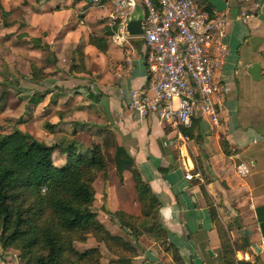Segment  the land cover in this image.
I'll return each instance as SVG.
<instances>
[{
	"label": "crops",
	"instance_id": "1",
	"mask_svg": "<svg viewBox=\"0 0 264 264\" xmlns=\"http://www.w3.org/2000/svg\"><path fill=\"white\" fill-rule=\"evenodd\" d=\"M16 1L21 6L23 0ZM2 4L9 14L11 11ZM200 4L212 15L224 14L227 19L222 39L227 54L215 72L216 80L228 89L219 124L194 119L185 128L193 130L191 137L181 132L182 127L164 124L154 116L145 120L136 116L131 109V92L148 87L146 47L138 38H132L124 47L115 46L108 11L102 8L98 11L86 0L85 4H79L88 7L79 12L84 19L72 24L85 38L73 42L67 38V47L73 54L70 69L75 77L57 82L65 91L51 92L49 97L57 98V110L64 114L62 119L57 115L52 119L47 145L60 144L75 132L74 137L79 138L89 130L93 135L89 138L94 140L97 136L101 141L106 134L110 135L115 147H123L130 154L134 168L158 197L161 222L185 264H225L224 241L234 250L232 264H264V0H200ZM23 11L24 27L18 29V23L11 22L2 28V39L6 40L7 34L12 36L6 40V47L15 41L16 32L27 33L37 25L31 23V12ZM99 17L106 20L100 28L96 21ZM50 24L58 29L70 25L68 19ZM91 37L103 38L107 50L90 44ZM56 47L47 43V51L56 52L60 59ZM126 58L131 60V70ZM82 64L83 71L78 68ZM255 65L261 66L259 79L250 72ZM92 86L98 90L96 94ZM75 148L79 153L89 149L80 140ZM58 154L56 165L63 166L66 154L58 150L54 158ZM241 166L248 169L246 175L241 174ZM125 172L132 174V169ZM187 174L193 180H187ZM101 177L104 179V173L97 181ZM125 178L128 180L126 175ZM106 195L111 213L132 214L123 186L117 187L114 180L112 183L109 180ZM134 204L139 207L138 201ZM211 207L216 211L217 221L212 218ZM103 225L113 235L123 233L113 218ZM221 227L227 232L225 240ZM97 245L93 240V246ZM138 246L137 264H173L171 255L148 237H141ZM110 259L113 256L110 255L108 264ZM0 264H19L18 253L3 252L0 247Z\"/></svg>",
	"mask_w": 264,
	"mask_h": 264
},
{
	"label": "trees",
	"instance_id": "2",
	"mask_svg": "<svg viewBox=\"0 0 264 264\" xmlns=\"http://www.w3.org/2000/svg\"><path fill=\"white\" fill-rule=\"evenodd\" d=\"M1 13L8 15L0 0ZM90 44L101 51L107 50L103 38L91 37ZM35 102L40 103L41 99ZM181 132L192 137L193 130L182 127ZM75 143L49 146L19 130L0 132V246L3 251H17L19 264H101L103 255L99 246L83 252L75 248L76 242L85 243L92 237L113 255L109 264H137L138 240L146 236L172 256L173 264H185L161 222L158 197L134 168L133 158L120 146L115 147V167L121 180L123 173L132 169L141 216L124 211L111 213L126 237L113 235L98 220L94 210V183L107 167L104 147L95 143L86 152L79 153ZM58 150L66 154L63 167L55 162L54 154ZM203 193L207 197L205 189ZM210 210L213 220L217 221L215 209ZM220 233L225 240L227 232L222 227ZM222 256L225 264L234 262L235 253L227 241L223 242Z\"/></svg>",
	"mask_w": 264,
	"mask_h": 264
},
{
	"label": "built area",
	"instance_id": "3",
	"mask_svg": "<svg viewBox=\"0 0 264 264\" xmlns=\"http://www.w3.org/2000/svg\"><path fill=\"white\" fill-rule=\"evenodd\" d=\"M88 1L108 11L115 46L124 47L138 38L146 47L149 84L131 92V109L136 116L142 120L154 116L164 124L183 128L197 118L219 124L228 91L215 77L227 54L222 42L227 23L224 14L212 15L200 0ZM139 8L143 35L133 37L127 25ZM126 63L131 70L130 58ZM91 89L96 94L94 86ZM239 170L243 175L248 173L244 166ZM186 179L191 181L193 176L187 174Z\"/></svg>",
	"mask_w": 264,
	"mask_h": 264
},
{
	"label": "rangeland",
	"instance_id": "4",
	"mask_svg": "<svg viewBox=\"0 0 264 264\" xmlns=\"http://www.w3.org/2000/svg\"><path fill=\"white\" fill-rule=\"evenodd\" d=\"M1 1L4 2L11 12H9L7 16H4L2 13L0 14V132L8 134L19 130L25 135L47 144V132L53 129L51 125L52 119L56 115L62 119L64 114V111L57 110L58 101L55 102L57 98L54 97V95L51 99H49V97L51 92L57 93L59 91H65L63 87L57 85V82L64 81L68 77L72 78L74 76L70 69L71 57L73 54H71L72 51L69 50V46L67 47V38H71L69 39L71 42L81 41L82 38H85V35L81 37L78 33L79 28H77V26L72 27V24H74L77 19H79V22L84 19L79 16V12H85L88 7L86 5L82 7L79 4H81V2L85 4L86 0H23L19 3L21 6L15 3L16 0ZM50 6H53V8ZM25 9L29 11L28 13L31 12L30 14H32L31 23H37V25L31 28L27 33H23L22 31L16 32L15 41L10 47H6V40L8 41L12 36L7 34L5 36L6 40L2 39V28L11 22L18 23V29L24 27L26 22L21 12L23 13ZM95 9L101 11L98 7ZM40 10L43 11L40 12ZM140 14L141 9L139 8L133 19H138ZM77 16L79 17L77 18ZM66 19H68L70 25L62 29H58L57 27L54 28L50 24L51 21L55 23ZM96 21L99 28L106 22L104 17H99ZM78 26L81 25L78 24ZM99 31L100 29L96 32ZM79 36L80 39H78ZM48 42L57 46L56 51L59 56L61 55L60 59H57L55 55L56 52L52 53L51 50L47 51ZM83 65L84 64L78 67L79 70L83 71ZM84 70L86 71V69ZM33 71L34 74L36 73L35 75ZM87 90L89 91L88 88ZM38 99H41L40 103L35 102V100ZM47 126L52 127L48 128ZM96 132L95 134H98V131ZM74 136H77V132L66 138L63 142L69 143L70 141L77 142L80 140L84 146L90 148L93 144L101 141L97 136L94 140L89 138V136H93L90 134L89 130L86 132L84 131V134L79 138ZM101 145L104 147L107 167L104 171V179L101 177L100 180H96L94 183V188L96 190L94 210L98 215V220L101 223L108 224L110 218H113L111 212L107 208L106 189L109 180H111V183L114 180L117 187L123 186L124 190L128 193V208L132 213L131 215L137 213L141 214L140 204L139 207L134 204L138 201V199H136L138 196L135 197L136 189L133 175L124 172L123 179L121 180L115 170L114 156L116 144L114 140L110 135L106 134L101 141ZM59 156V154L56 155L55 159L58 160ZM125 175L130 181L125 178ZM100 176L101 174L99 177ZM132 199H134V202H132ZM113 219L116 221L115 218ZM120 235L126 237L124 231ZM97 246H99L103 255L101 264H108L107 262L110 255H113L104 244ZM93 247L92 237L85 243H75V248L80 252ZM12 251L15 250H10L9 252Z\"/></svg>",
	"mask_w": 264,
	"mask_h": 264
},
{
	"label": "water",
	"instance_id": "5",
	"mask_svg": "<svg viewBox=\"0 0 264 264\" xmlns=\"http://www.w3.org/2000/svg\"><path fill=\"white\" fill-rule=\"evenodd\" d=\"M143 18L132 19L127 25L128 33L133 37H138L143 35ZM251 74L254 76L255 79H259V75L261 73V66L255 65L251 69Z\"/></svg>",
	"mask_w": 264,
	"mask_h": 264
}]
</instances>
